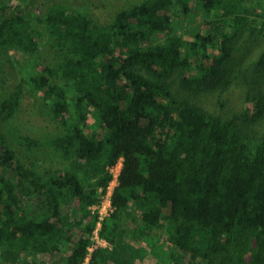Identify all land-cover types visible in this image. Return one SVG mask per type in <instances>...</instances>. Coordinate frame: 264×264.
<instances>
[{"label": "trees", "instance_id": "1", "mask_svg": "<svg viewBox=\"0 0 264 264\" xmlns=\"http://www.w3.org/2000/svg\"><path fill=\"white\" fill-rule=\"evenodd\" d=\"M196 2L211 20L190 38L176 32L172 15L176 8L190 15V0H143L106 24L63 3H51L43 15L0 5V52L42 57L33 85L64 128L44 139L22 137L21 145L73 158L95 177L84 182L72 170L36 167L0 129V264L31 254L81 264L97 221L86 207L98 202L97 189L110 180L107 167L120 157L114 210L99 231L109 244L132 213L131 239L163 230L186 264H264V136L251 142L234 121L178 103L162 80L177 68L190 70L194 55L185 85L213 86L229 54L227 38L262 16L246 0ZM251 32L264 34V21ZM257 63L264 65V50ZM22 85L0 99V127L17 111ZM254 100L259 110L263 98ZM90 117L102 134L89 132ZM77 210L84 216L76 218ZM113 255L97 249L88 264H108Z\"/></svg>", "mask_w": 264, "mask_h": 264}, {"label": "rangeland", "instance_id": "2", "mask_svg": "<svg viewBox=\"0 0 264 264\" xmlns=\"http://www.w3.org/2000/svg\"><path fill=\"white\" fill-rule=\"evenodd\" d=\"M143 0H0V5L10 2L19 4L27 14L43 15L51 3H63L72 12H82L98 24H106L113 20L115 14L134 3ZM191 13L181 14L179 8L172 10L174 28L178 33H185L188 38L195 29H205L211 20L208 13L200 11L196 0H190ZM245 5L261 14L262 17L251 16L247 23L226 42L228 55L219 65V80L213 86L208 84L185 85L183 78L189 79L190 73L195 72L196 57L191 56L190 70L182 71L177 68L162 80L174 94L178 103L192 104L210 114L222 119L232 120L237 124L245 137L251 142L264 136V65L257 63V58L264 50V34H254L251 28L261 26L264 21V0H246ZM43 65L41 56L25 55L21 52H0V99L14 85L23 80V95L19 107L13 117L1 125L0 129L7 135L11 147L18 155L26 158L40 169L51 171H74L80 180L94 182L95 177L85 172L81 163L73 158H63L47 148L28 149L21 145L22 137L40 138L59 134L64 130L52 118L49 103L43 100L35 89L32 78L39 74ZM165 85V86H166ZM73 91H68V110L71 119L76 117L74 106L70 100ZM249 96V98H247ZM262 96L263 103L255 110L254 98ZM89 132L94 131L96 122L88 119ZM102 134L101 129H97ZM99 189L97 193L99 194ZM73 207H76L73 203ZM94 204L86 207L88 215L94 216ZM84 216L79 210L76 218ZM126 217V218H125ZM132 213L123 216L124 231L115 238V246L103 239L99 231L97 235L90 234V244L87 247L86 259L81 264H88L91 254L97 249L111 252L113 259L108 264H186V260L178 256L176 250L167 240L163 230L154 229L150 235L133 240L129 237L128 229L136 222L132 221ZM75 219V218H73ZM86 222V221H85ZM64 264L62 254H31L21 256L15 262L1 264Z\"/></svg>", "mask_w": 264, "mask_h": 264}, {"label": "built area", "instance_id": "3", "mask_svg": "<svg viewBox=\"0 0 264 264\" xmlns=\"http://www.w3.org/2000/svg\"><path fill=\"white\" fill-rule=\"evenodd\" d=\"M122 167V157H120L113 165L107 167L108 173L110 174V180L108 181L106 187L99 189V200L94 204L93 212L96 214L97 221L93 234L97 235V231L101 226V222L104 218L110 215L114 210L111 203V195L114 187L118 184V176L120 174ZM86 259V257H85Z\"/></svg>", "mask_w": 264, "mask_h": 264}]
</instances>
